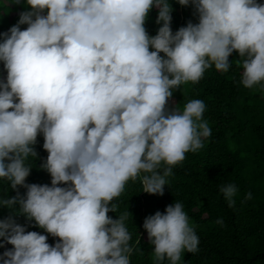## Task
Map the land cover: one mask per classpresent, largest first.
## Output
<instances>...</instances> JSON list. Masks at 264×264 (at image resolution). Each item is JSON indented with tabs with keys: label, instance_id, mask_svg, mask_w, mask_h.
<instances>
[{
	"label": "clouds",
	"instance_id": "obj_1",
	"mask_svg": "<svg viewBox=\"0 0 264 264\" xmlns=\"http://www.w3.org/2000/svg\"><path fill=\"white\" fill-rule=\"evenodd\" d=\"M178 2L191 3L199 22L175 33L168 0H26L31 10L0 33L7 70L0 79V178L17 190L0 205L18 203L20 213L60 238L53 246L11 217L0 219V247L14 246L0 254L2 264H130L128 213L112 219L117 206L110 202L138 177L144 192L162 196L172 166L211 135L202 100L182 111L167 108L173 89L199 82L212 64L228 71L234 51L243 86L264 87V4ZM154 6L162 26L150 36L145 21ZM41 132L49 153L41 167L51 186L26 183L25 160L37 156L32 146ZM220 191L234 207L236 186ZM143 227L155 246L154 264H178L184 250L198 251L180 202L147 216Z\"/></svg>",
	"mask_w": 264,
	"mask_h": 264
},
{
	"label": "trees",
	"instance_id": "obj_2",
	"mask_svg": "<svg viewBox=\"0 0 264 264\" xmlns=\"http://www.w3.org/2000/svg\"><path fill=\"white\" fill-rule=\"evenodd\" d=\"M172 6L171 28L173 33L188 22L198 23L194 6H182L178 0H168ZM264 4V0H257ZM158 9L154 6L145 21L150 36L158 33L162 24H157ZM24 26L22 30L26 29ZM9 30L6 23L0 33ZM0 42L3 38L0 37ZM154 50V49H150ZM161 56H165L163 52ZM238 51L229 56L228 71L221 72L215 65L205 70L197 83H182L173 89L169 99V110H183L191 100L205 103L203 120L208 123L211 135L203 140V147L185 153V159L172 166V173L165 177L164 194H149L143 191L140 177L129 180L120 196L110 204L117 206L109 211L112 219L128 213L125 227L131 239L130 264H154L153 250L143 224L145 218L156 211L164 212L166 206L180 202L199 239L198 251L184 250L178 264H264V87L255 85L245 88L241 83L243 68ZM7 77V70L0 61V79ZM41 132L35 148L37 156L25 160L31 168L26 183L51 186V174L41 167L49 155L43 148ZM166 167V165H163ZM141 177L145 173L140 174ZM234 184L237 188L234 207H229L221 187ZM59 186L66 187L61 183ZM21 195L27 189L18 186ZM251 199H245L248 193ZM11 182L0 178V200L16 196ZM17 203L9 208L0 205V219L11 217L15 223L25 226L26 231H37L48 237L50 245L60 239L53 237L33 220H29L18 209ZM223 220V225L218 220ZM3 238H0L2 240ZM14 246L10 243L0 247V254ZM2 264V261H0ZM167 264V261H165Z\"/></svg>",
	"mask_w": 264,
	"mask_h": 264
},
{
	"label": "rangeland",
	"instance_id": "obj_3",
	"mask_svg": "<svg viewBox=\"0 0 264 264\" xmlns=\"http://www.w3.org/2000/svg\"><path fill=\"white\" fill-rule=\"evenodd\" d=\"M27 10H31V6L26 3V0H21L20 4L14 3L13 0H0V27L3 28V23H6L10 29L18 22L19 13ZM44 14H47V10ZM24 26L26 24L20 25L21 30Z\"/></svg>",
	"mask_w": 264,
	"mask_h": 264
}]
</instances>
